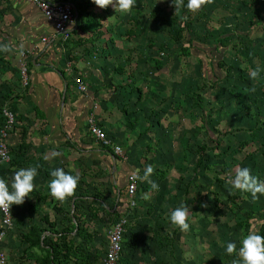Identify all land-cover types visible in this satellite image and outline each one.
Masks as SVG:
<instances>
[{
	"label": "rangeland",
	"instance_id": "obj_1",
	"mask_svg": "<svg viewBox=\"0 0 264 264\" xmlns=\"http://www.w3.org/2000/svg\"><path fill=\"white\" fill-rule=\"evenodd\" d=\"M107 8L105 40L113 44L111 31L118 38L101 52L83 51L104 69L87 81V92L97 82L108 84L101 78L109 69L124 79L123 98L127 87L138 91L131 104L115 98L108 126L102 124L121 147L115 162L74 110L88 94L72 89L70 70L39 55L38 69L21 49L30 9L0 0V44L12 49L0 51V131L6 130L11 148L0 162V178L11 191L17 170L39 165L34 191L11 206L12 226L0 252L7 264H49L50 252L59 264H101L110 225L127 214L123 264H243V239L251 232L264 236V195L253 203L250 193L232 190L227 180L247 167L264 181V72L257 81L249 78L252 69L264 68V4L214 0L196 13L186 7L175 12L172 0H136L129 13ZM76 57L70 53L64 66L71 68ZM20 58L27 60V79L19 75ZM48 68L66 83L53 101L47 91L54 83L42 78L37 84L31 71L40 80ZM68 91L73 96L65 111ZM4 111L13 114V125L5 127ZM147 165L159 189L138 181L134 204L124 207L128 172L143 175ZM56 168L80 177L75 195L64 202L48 187ZM181 204L190 214L186 232L169 219ZM229 242L237 253H227Z\"/></svg>",
	"mask_w": 264,
	"mask_h": 264
},
{
	"label": "crops",
	"instance_id": "obj_2",
	"mask_svg": "<svg viewBox=\"0 0 264 264\" xmlns=\"http://www.w3.org/2000/svg\"><path fill=\"white\" fill-rule=\"evenodd\" d=\"M74 1L78 7L81 24L83 21L90 18L91 20L95 21V27L94 26L91 27V30H88V29L83 30L79 28L80 30H77L75 31L76 33L75 32L73 33L72 39L67 41L66 44L63 45L64 50L59 47L51 46L48 48V50L50 49L51 52L45 56L41 52H46V51H38V52L33 51V54H31L33 57L31 61H32L33 66H36L38 69H41L42 67L40 68L38 67L39 65L36 64V61H35L36 56L39 55V57L41 58L46 57V58L58 60L62 64L60 65V69L63 70L68 67L70 68V65H67L66 67L64 66V61H66V59L70 56V53L75 54L77 57H76V60L73 62V66H71V69L73 73L82 74L85 82H87L89 79H91V77H93V75H97L96 74L97 72L102 73L104 69L101 68V65H103V63H101L100 61L96 62L98 60L96 57L92 58L93 57L92 53L90 55L87 53H83V51L88 52V50H90L91 48H95L96 50L101 52L102 47L106 48V45L114 46L115 45L114 43L117 42L118 36H116L114 31H111V34L113 33V44L110 43V41L108 42L105 40L106 30H105V26L103 25L104 24L103 22H105V18L107 17L108 14H111L112 11H109L108 8L102 9L98 6L90 7L89 5L90 3L87 2L86 0H74ZM14 3H18V2H14ZM18 4L24 6L25 8H29L31 11L30 14L27 15V18H25L26 31H24V34L26 35L25 38L26 37L27 38L25 41H23V47L26 49L27 52H31L34 45L37 43L38 37L49 34L52 31V26L49 22H47L44 19L41 12L32 4H28V3H18ZM87 13H89V17H86ZM96 22L100 23L98 27H97L98 23ZM94 33L95 35L100 33L101 36L98 37L97 39L92 40ZM118 33L120 32L118 31ZM28 37H29V40H28ZM61 52H63V54H61ZM48 69L49 70H46V72H43V75H41L40 80H38L36 77L37 72L34 69H31V71L33 73V80L37 84H40V81H43L42 78L45 79L47 83L51 81L54 83V86L52 85L53 87L50 88L51 92L47 91V93H49L48 96L51 98V101H53L54 99L58 98L59 92L61 93V90H63L64 88L63 85L66 83L63 82L64 80L61 77H59L57 73L53 74L52 69L50 68ZM101 80L106 81V83L108 82V84L102 85L100 82H97L94 88L95 91L92 90L91 92L90 91L87 92L88 97H86L85 95L86 100H84L85 98L82 99L80 96L81 102L79 103L78 108L77 107L74 108V110L78 109L77 111L82 113L78 115V117L81 120H83V123L86 126V129H87V125H86L87 118L90 115H93V117L96 119L98 123L103 124L105 127H106V124L108 126L109 115L111 112H113V110L111 111V109L113 105H118L117 103H114L115 98L120 99L123 104L125 103L131 104V102L133 103L134 99H136L134 94H136L138 91L136 90V91L131 92L132 88H128V87L126 88V90L128 91L127 92L128 97L123 98L124 87L121 86V84H123L124 79L121 77V73H118V72L111 73L109 69L107 71V74L102 76ZM114 85H116L115 88H114ZM71 87L74 91H76V89L74 88L72 84H71ZM71 96L73 95H71L69 91L66 92L64 95L65 100L61 102V106L65 109V111H70L67 107V103H69V99L71 98ZM76 96L77 97L75 98H77V101H79L78 95ZM93 98H94V102H93ZM111 98L113 102H108L107 99H111ZM51 257L52 255L50 254L49 258ZM50 260H49V264H53V263H50ZM6 264H7V260H6Z\"/></svg>",
	"mask_w": 264,
	"mask_h": 264
},
{
	"label": "clouds",
	"instance_id": "obj_3",
	"mask_svg": "<svg viewBox=\"0 0 264 264\" xmlns=\"http://www.w3.org/2000/svg\"><path fill=\"white\" fill-rule=\"evenodd\" d=\"M93 2L102 9L112 5L116 11L119 10L121 13H129L136 6V0H116V3H114V0H93ZM212 3H214V0H187V5H185L184 0H172L175 12L186 7L188 11L196 13L203 6ZM22 48L23 46L21 45ZM11 50L10 44H0V51L9 52ZM262 72H264V68L257 66L249 72V78L257 81L261 78ZM248 91H255V88ZM38 168L39 165L17 170L12 179L11 191L9 190L8 182L0 178V210H3L5 214H9L13 204L22 205L25 202V198L29 197V194L34 191V180L38 175ZM154 171L155 169L152 165H147L143 175H140L139 170H136L131 173L130 179L142 183L147 182L153 190H158L159 185L150 179ZM50 175L53 179L49 182L48 187L53 198L64 202L75 195L80 180L79 175H72L63 168L52 170ZM227 184L231 186L232 190L250 193L253 203L259 199L260 195H264V181L253 176L251 170L247 167L236 168L234 176L228 178ZM189 216L188 207L181 204L170 212L169 219L173 225L186 232L190 228ZM226 251L229 255L237 253L236 244L229 242ZM238 255L242 258L243 264H264V236L255 232L249 233L243 239ZM232 264H240V262L234 259Z\"/></svg>",
	"mask_w": 264,
	"mask_h": 264
},
{
	"label": "built area",
	"instance_id": "obj_4",
	"mask_svg": "<svg viewBox=\"0 0 264 264\" xmlns=\"http://www.w3.org/2000/svg\"><path fill=\"white\" fill-rule=\"evenodd\" d=\"M18 3H28L35 6L42 14L44 19L49 22L52 26V31L47 35H42L38 37L37 43L34 45L33 49L29 55L38 51H47L49 47H59L64 50L63 45L67 41L71 40L73 33L79 29L81 25L80 15L78 11L77 4L74 0H13ZM258 4H264V0H254ZM71 27V29H69ZM76 33V32H75ZM24 55V54H23ZM19 75L27 79V60L19 59ZM70 70L73 76L68 77L70 83L74 86L77 92L87 93V82H85L84 77L80 73H73L71 68H66ZM63 74V72H62ZM68 74V72H67ZM65 76V74H64ZM4 116L6 119L5 127L14 124V117L11 112L4 111ZM87 131L88 134L100 143V146L104 149L110 147L112 151V158L114 155L121 153V147L116 144H112L111 140L107 136L105 127L98 123L93 115L87 118ZM0 162H5L10 157L11 148L7 143V132L6 130L0 131ZM109 151V150H108ZM134 171V170H133ZM128 172L126 176V184L124 189L125 194V206H132L134 201L135 193L137 191V182L130 179L131 173ZM136 171V170H135ZM12 208L11 213L5 214L3 210H0V241L8 233V230L12 226ZM130 223V218L127 214H121L118 218L113 220L107 231L106 246L102 254L101 264H123V251H124V239L126 236V226ZM6 256L4 252H0V264H6Z\"/></svg>",
	"mask_w": 264,
	"mask_h": 264
},
{
	"label": "trees",
	"instance_id": "obj_5",
	"mask_svg": "<svg viewBox=\"0 0 264 264\" xmlns=\"http://www.w3.org/2000/svg\"><path fill=\"white\" fill-rule=\"evenodd\" d=\"M86 17H89V13H87V16ZM96 23H98L97 24V27H98L100 25V23L99 22H96ZM93 26L95 27V21L94 20H91L89 18V19L83 21L82 24L79 26V28L80 29H83V30H85V29L91 30V27H93ZM100 36H101L100 33H98L96 35L94 33L92 40L97 39ZM217 43H220V40H217ZM60 73H62V72H60ZM113 159H114V162H115L116 159H117L116 155H114V158ZM50 254L52 255V257L50 258L51 259L50 260V263L59 264V263H57V260H59L58 256L57 255H54L53 252H50Z\"/></svg>",
	"mask_w": 264,
	"mask_h": 264
},
{
	"label": "water",
	"instance_id": "obj_6",
	"mask_svg": "<svg viewBox=\"0 0 264 264\" xmlns=\"http://www.w3.org/2000/svg\"><path fill=\"white\" fill-rule=\"evenodd\" d=\"M113 166L115 167V163L113 162Z\"/></svg>",
	"mask_w": 264,
	"mask_h": 264
}]
</instances>
